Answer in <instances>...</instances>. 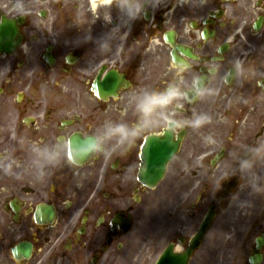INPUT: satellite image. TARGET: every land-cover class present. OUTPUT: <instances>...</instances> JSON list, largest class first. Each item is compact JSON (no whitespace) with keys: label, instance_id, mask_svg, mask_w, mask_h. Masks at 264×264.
<instances>
[{"label":"flooded vegetation","instance_id":"af4514ba","mask_svg":"<svg viewBox=\"0 0 264 264\" xmlns=\"http://www.w3.org/2000/svg\"><path fill=\"white\" fill-rule=\"evenodd\" d=\"M119 2L0 0V18L24 9L21 43L0 54V264H117L142 212L152 223L150 252L154 228L169 220L163 246L186 247L216 204L217 173L244 178L246 189L255 183L264 195V158L254 154L264 145V0H160L135 19ZM177 48L191 55L180 51L174 61ZM111 75L115 96L104 99L108 89L98 86ZM194 82L207 91L198 95ZM169 86L186 95L154 115L158 127L131 145L105 141L103 152L78 165L61 157L37 179L33 146L71 143L109 122L135 126L140 96ZM200 116L210 120L192 126ZM169 119L184 126L163 137ZM150 136L177 145L153 189L137 180ZM246 159L251 170L241 168ZM159 187L171 198L168 217L151 194ZM226 239V264H264V212L238 239Z\"/></svg>","mask_w":264,"mask_h":264},{"label":"rangeland","instance_id":"374dc122","mask_svg":"<svg viewBox=\"0 0 264 264\" xmlns=\"http://www.w3.org/2000/svg\"><path fill=\"white\" fill-rule=\"evenodd\" d=\"M233 180H237L238 184L223 194L224 206L220 210L203 247L198 251L191 264H226L228 260V257L225 256L227 235L233 234L238 239L242 233L252 228L255 220L264 212V195L261 196L260 193L251 188L246 189L244 178L224 177L222 172L217 173L213 177L214 187L210 194L213 196L214 192L217 198L221 190L230 186ZM241 182H243L242 185L239 184ZM162 191V187H159L151 194L160 197V202L164 204V208L166 207V216L168 217L171 198L162 197ZM174 196L177 197V194ZM170 222L171 220L167 223L162 222L160 227L154 228L156 230L152 242L154 252H150L146 244V237L147 234L153 233L149 232L152 228L151 220H148L143 212L137 214L132 232L126 237V243L124 242V247L120 251L117 264H153L166 240L163 231L171 227ZM190 222L194 227L195 220ZM213 251L217 255L216 262H213Z\"/></svg>","mask_w":264,"mask_h":264},{"label":"clouds","instance_id":"9594fccd","mask_svg":"<svg viewBox=\"0 0 264 264\" xmlns=\"http://www.w3.org/2000/svg\"><path fill=\"white\" fill-rule=\"evenodd\" d=\"M159 2L160 0H120L118 6L129 19H135L144 13L146 3L151 7H156ZM13 11L24 14V9L20 5H16ZM193 87L198 95H203L207 91V89L198 87L196 82H194ZM185 95L177 86H169L163 91L146 92L140 96L135 106L140 116V120L135 126L130 127L126 123L109 122L105 124L99 134L82 136L79 142L74 144L64 138H60V143L56 147L33 146L31 150L33 153L32 163L39 173L37 179L42 180L45 176L44 169L48 166H55L60 162L61 157L69 164L78 165L94 154L103 152L105 141L112 140L113 138L117 139L121 144L131 145L147 130L159 126V121L153 119L158 111L166 109L169 105L185 97ZM209 120L210 117L200 116L191 123L194 127H200ZM165 123L168 125L165 131L171 133L176 128L184 126L182 122L174 119H169ZM254 154L257 158H264V145L255 148ZM14 164H16L15 161L6 163L2 170L5 173H11ZM241 168L251 170L253 162L246 159L242 161ZM252 187L257 191L260 190L256 188L255 183L252 184Z\"/></svg>","mask_w":264,"mask_h":264},{"label":"water","instance_id":"95a60500","mask_svg":"<svg viewBox=\"0 0 264 264\" xmlns=\"http://www.w3.org/2000/svg\"><path fill=\"white\" fill-rule=\"evenodd\" d=\"M9 42L8 45H13V43H15L17 37H16V32L12 31L9 33ZM4 38H6V35L4 33V31L0 30V42L2 40H4ZM155 174L152 175H148V174H143L139 176V179L141 181H143L144 183H147L149 185H153L155 184L162 175V168L159 167L157 168V170L155 171ZM212 218V214L209 213L205 220L203 221V223L200 226L199 231L197 232V234L193 237V239L190 241V246L187 249V251L182 254V255H175L172 253V251L170 249L166 250L163 255L159 258L158 262L156 264H186L188 257L190 256V254L192 253V251L194 249H196L200 243H201V238L204 234V232L206 231L210 221Z\"/></svg>","mask_w":264,"mask_h":264}]
</instances>
